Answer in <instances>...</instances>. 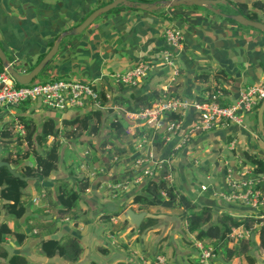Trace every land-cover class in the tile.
<instances>
[{
    "label": "crops",
    "instance_id": "crops-1",
    "mask_svg": "<svg viewBox=\"0 0 264 264\" xmlns=\"http://www.w3.org/2000/svg\"><path fill=\"white\" fill-rule=\"evenodd\" d=\"M111 1L0 0V46L10 64L15 67L17 63L21 70L28 71L47 53L60 33L78 25L93 10ZM125 8L102 14L81 34L63 38L57 54L42 70L41 78L90 82L104 91L110 100L118 94L137 96L154 90L160 95L164 92L167 96L173 93V96L204 99L219 83L217 86L221 85L230 91L226 97L228 103H233L239 100L245 88L264 86L262 32L193 7L165 8L158 14ZM167 28H178L184 38L182 46L175 49L176 76H173L174 67L158 63L161 50L167 47L163 37V31ZM139 60L150 61L153 67L138 85L126 87L115 82L114 74L128 71ZM219 70L231 76L233 81L214 78L213 74ZM200 73L208 76L200 80L196 77ZM106 104L104 110L110 106L109 102ZM23 110V114L31 117L40 130L47 117L61 126L63 119L74 118L93 108L89 106L59 111L38 103H28ZM104 110L102 126L105 127V137L111 143L125 148L121 160L110 163L105 157H98L97 166H103L105 172L88 179L89 186L81 194L78 206L67 214L56 213L55 182L62 179L76 187V179L68 181L67 174L59 168L45 181L30 179L26 189V211L19 220L27 237L18 243L14 236L6 235L0 243V253L23 255L29 264H140L141 257L152 258L158 252H164L168 264H194L196 239L194 234L186 230L185 220L179 217L181 208H164L154 200L149 202L146 209H139L137 204H132V198L145 184L131 173V160L139 154L134 140L142 130L136 127L132 134H126L118 141L108 125L115 114H123L124 109L114 106L112 112L105 113ZM13 113L17 116L21 110L12 109L10 114ZM175 118L182 121L180 131L168 134L164 127L158 130L149 128L146 146V151L152 153L154 161L168 167L175 188L198 208L211 206L214 214L224 212L235 218L251 213L259 216L264 206L255 209L245 200L224 199V194L229 190L225 184L223 167L228 162L233 166L237 178H246L250 171L253 174L251 177L259 178L257 188L264 190V175L254 173L250 164L243 163L241 157L244 151L264 156V138L258 130L257 110L243 112L244 122L241 125L228 123L209 131L196 130L185 143H182L183 134L195 125L196 115L191 110L180 115L170 114L163 116L162 124L165 126L166 121ZM126 122L129 127L130 123ZM100 150L97 148L98 152ZM196 163L200 166L195 167ZM158 170L160 172L162 167ZM205 170L210 175L207 180L210 189L203 191L200 184L206 183ZM78 172L82 175L81 170ZM117 179H127L129 187L115 198L100 186V181ZM41 185L48 187V191L45 192L42 187L39 189ZM44 193L42 199L34 201L35 197ZM128 209L146 211L149 213L146 217L153 221L140 231L128 220ZM112 213L116 215L106 218ZM5 216L3 213L2 218ZM52 218L56 222L54 232L50 226L41 229L35 227L39 220L49 222ZM9 223L11 226L14 224L12 221ZM259 226L255 225L254 229ZM65 235L77 237L81 244L82 251L77 261L68 262L57 255L47 258L40 254L41 239ZM249 239L251 243L248 251L234 255L230 260L224 259L218 249L214 264H264V245H260L255 234L246 238V241ZM0 264H7L6 258L1 255Z\"/></svg>",
    "mask_w": 264,
    "mask_h": 264
},
{
    "label": "trees",
    "instance_id": "trees-1",
    "mask_svg": "<svg viewBox=\"0 0 264 264\" xmlns=\"http://www.w3.org/2000/svg\"><path fill=\"white\" fill-rule=\"evenodd\" d=\"M246 1L250 2L248 3ZM223 6H228L231 8V11L224 10ZM193 8L210 12L204 7L193 6ZM217 8H220L226 14L227 12L231 14L239 13L248 19L264 23V2L261 0H227L226 4H219ZM119 9L127 8L121 6L111 11ZM162 10L153 13L158 14ZM217 17L236 23L228 18ZM238 25L242 26L240 24ZM248 28L254 29L252 27ZM39 61L40 59L28 71ZM3 70L4 68L0 61V71ZM18 71L21 70L18 69ZM207 76L208 74L206 73L196 75L200 80ZM213 76L218 80L222 79L226 82L233 81V78L222 70L215 72ZM217 84L219 83H216V86ZM218 86H220L226 96L229 95L230 91L228 89L221 85ZM100 95L102 103H110L108 110H104L105 113L112 112L114 106L123 107L128 112L137 111L150 106L152 102L160 97L159 92L155 90L149 94L137 96L118 94L112 100L106 98L104 91L100 90ZM173 95V93L169 94V96ZM220 103L222 105H228L227 97L221 99ZM26 104L28 103L21 104L19 108L21 113L16 116L17 120L25 127L24 136H21L18 132H14L11 126L12 123H9V121H5L0 125V146L2 147L0 157L3 161H7L22 176L45 181L52 172L58 169L60 150L62 148L61 139L79 140L85 135L96 136L101 132L103 113L100 109L76 115L71 119H63L61 126H58L52 118L47 117L43 120L40 130H38L36 122L31 117L23 114V107ZM108 127L118 141H121L126 136L125 130L128 125L121 114H115L111 122H109ZM49 136L52 137L51 142H48ZM262 137L264 138L263 135ZM23 143L26 145L25 149L21 148V144ZM105 145L106 143L102 144L103 147ZM113 148L118 155L125 153V148L123 147L114 145ZM30 157L33 158L34 164H28ZM241 157L243 163L250 164L254 173L264 175V156L256 152L244 151ZM167 171L168 167L164 165L159 172L160 177L164 176ZM68 176L76 177V187H73L69 182L62 179L55 182L57 203L54 205L57 207L56 213L58 214H67L75 209L78 206L81 194L89 186L88 179L78 178L73 169L68 172ZM28 184L29 180L24 181L14 177L6 167H0V243L3 242L6 235L14 236L18 243H22L27 237L19 224V220L24 216L26 211L25 197ZM41 187L42 185L39 186V189ZM42 189L48 191V187H42ZM48 194H50V191ZM151 200H154L155 203L164 208H181L179 217L185 220L186 230L194 234L196 240L212 243L221 250L223 258L226 260H230L234 255L238 256L246 253L251 243L250 239L248 241L246 239H240L238 242L232 240L229 234L233 227L253 229L255 225L259 224L260 226L257 229L252 230V235L255 234L258 237L260 245H264V209L259 211V216L251 213L241 218H235L231 214L224 212L213 214L211 206L204 205L198 208L193 201L178 191L173 183L163 178L158 181H147L140 192L132 198V204H137L139 209H146ZM3 213L6 214L4 218H2ZM112 215L116 214H108L106 218H110ZM9 221L14 223L13 226H11ZM152 221V218L145 217L141 225L137 227L138 230L142 231ZM47 226H50L53 230L52 232H54L56 229L54 218L51 221L49 220V222L39 220L35 225L38 229ZM236 245L238 246L236 247ZM81 251L82 247L78 238L71 235H65L60 238H44L39 242V252L47 258L57 255L65 261L75 262L78 260ZM0 255L6 258L7 264H29L27 258L20 254H12L9 256L7 253H0Z\"/></svg>",
    "mask_w": 264,
    "mask_h": 264
},
{
    "label": "built area",
    "instance_id": "built-area-1",
    "mask_svg": "<svg viewBox=\"0 0 264 264\" xmlns=\"http://www.w3.org/2000/svg\"><path fill=\"white\" fill-rule=\"evenodd\" d=\"M163 37L167 47L161 50L158 63L174 67L173 76H176L178 69L175 66V49L182 46V41L184 40L183 34L178 28H167L163 31ZM152 67L153 64L150 61L139 60L128 71L114 74V80L126 87L138 85ZM18 72L27 73L28 71L22 69ZM224 98H226V95L218 86L212 88L204 99L186 96H167L163 92L148 107L132 112L123 110V114L121 115L130 123L125 133L132 134L133 129L136 127L142 130L134 140L135 149L139 154L131 160V173L145 183L149 180L158 181L161 178L169 182L172 181V173L169 170L164 176L160 177L158 169L163 168L162 162L154 161L152 153L146 151L148 142L147 129L154 128L158 130L164 127L168 134L182 129L180 118L166 121L164 126L162 124L163 116L170 114L180 115L190 110L196 115L195 125L183 134L182 143H185L191 139L196 130L209 131L228 123L241 125L244 122L243 112L256 111L264 99V86L259 85L245 88L241 92L239 100L228 105L220 103V100ZM24 103H38L46 108L59 111L83 109L89 106L93 110H104V108H107V104L102 103L100 90L93 83L64 78H38L29 84L18 85L8 71L5 69L0 71V114H4L5 118L7 110L11 112L14 106L18 107ZM1 111L3 112L1 113ZM12 129L21 136L25 135V127L17 118L13 120ZM48 139L52 140V137L49 136ZM99 153L110 163H117L122 158V155L116 154L111 144L105 145ZM83 155L88 160L78 166L82 172L81 178L89 179L105 172L103 166H94L92 164L89 150H85ZM199 166V163L195 164V167ZM223 167L225 184L229 190L224 194L225 200H245L250 202L255 209L264 206V190L257 188L259 178L251 177L250 175L253 174L250 171H248L246 178H237L234 175L235 170L233 166L228 162H225ZM204 173L205 179H210L207 170ZM100 186L108 191L112 197L118 198L126 192L129 183L127 179L101 180ZM207 188L208 186L201 185V190L205 191ZM42 196L44 197L45 193L35 197L34 201L36 202L39 198L42 199ZM46 205L43 204L42 206ZM252 230L254 228L233 227L229 236L232 240L238 242L240 239L250 238ZM194 246L197 249L194 264H214L218 250L216 246L200 240H195ZM140 264H168V262L166 256L162 252H158L152 258L141 257Z\"/></svg>",
    "mask_w": 264,
    "mask_h": 264
},
{
    "label": "water",
    "instance_id": "water-1",
    "mask_svg": "<svg viewBox=\"0 0 264 264\" xmlns=\"http://www.w3.org/2000/svg\"><path fill=\"white\" fill-rule=\"evenodd\" d=\"M227 0H155L153 2L149 1H139V0H112L111 2L100 6L99 8L93 10L89 15H87L81 23L74 26L73 28L63 31L60 33L55 41L53 42L50 49L47 53L40 59V61L27 73H20L18 70L12 66L7 58L6 53L0 46V61L3 68L8 71L11 76L15 79L18 85H26L33 81L46 67V65L53 59V57L57 54L59 50V46L63 38L67 36H77L81 34L93 21L105 14L112 9L117 7L125 6L128 8H134L138 10H142L144 12H155L165 8H173L179 6L186 7H204L210 12L214 13L217 16H221L224 18H228L233 20L234 22L246 26L252 27L264 34V23L252 19L246 18L244 15L236 13V14H226L221 11L220 8H217L219 4H226ZM4 118V114H0V120ZM257 123L258 130L260 133L264 135V99L261 101L258 109H257ZM2 152V147L0 146V155ZM0 167H6L7 170L14 176L21 180L27 181L33 178L22 176L18 171H16L7 161H3L0 157ZM126 215L128 220L135 227H139L143 221V219L149 215L148 212H135L132 209L126 210Z\"/></svg>",
    "mask_w": 264,
    "mask_h": 264
},
{
    "label": "rangeland",
    "instance_id": "rangeland-1",
    "mask_svg": "<svg viewBox=\"0 0 264 264\" xmlns=\"http://www.w3.org/2000/svg\"><path fill=\"white\" fill-rule=\"evenodd\" d=\"M223 7H224V10H227L229 12L231 11V8H229L228 6H223ZM229 12H227V14H231ZM15 68L21 69V66H19L16 63L15 64ZM41 75H42V72L35 79L41 78ZM20 107H21V105L18 106V107H15L14 106L13 108L14 109H19ZM2 112L3 111H1V113ZM10 113H11L10 110H7L5 112V118H3L2 120H0V125L3 122H5V121H9V123H12L11 126H13V120H14V118L16 119L17 117H16V114L15 113H13V114H10ZM105 136H106V132H105V127L103 125V126H101V132L98 135H96V136L85 135V136H83L79 140H66V139H61L62 148L60 150V161L58 163V168L61 169V170H63L67 174V178L66 179L68 181H72V180H75L76 179V177H69L68 176V172L71 169L75 170V173H76V176L77 177L78 176H81V173L78 172L76 170V168L78 166H80L84 161L88 160V159H85V157L83 155L85 150H89L90 151V153H91V162H92V164L94 166H97L98 165V162H99L98 160H100L99 158H104L97 151V148L98 149H103V146H102L103 143H106V145L107 144H111L112 146L115 145L113 143H110L109 139L107 137H105ZM49 141L51 142V140H49ZM21 148L22 149H25L26 148V145L24 143L21 144ZM29 160L30 161H28V163L34 164V161H33V158L32 157H30ZM90 169L92 170V168H90ZM201 185L208 186L207 190L210 189V187H209V185L207 183V180H206V183L200 184V189H201ZM51 203L54 204L53 201ZM213 214H214V211H213ZM162 253L166 256V254L164 252H162ZM166 258H167V256H166ZM167 261H168V258H167Z\"/></svg>",
    "mask_w": 264,
    "mask_h": 264
}]
</instances>
